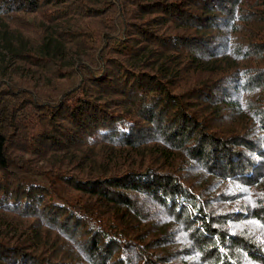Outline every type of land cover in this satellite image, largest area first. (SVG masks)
<instances>
[{
  "label": "trees",
  "instance_id": "1",
  "mask_svg": "<svg viewBox=\"0 0 264 264\" xmlns=\"http://www.w3.org/2000/svg\"><path fill=\"white\" fill-rule=\"evenodd\" d=\"M0 21L47 76L0 70V264H264V0H0Z\"/></svg>",
  "mask_w": 264,
  "mask_h": 264
},
{
  "label": "rangeland",
  "instance_id": "2",
  "mask_svg": "<svg viewBox=\"0 0 264 264\" xmlns=\"http://www.w3.org/2000/svg\"><path fill=\"white\" fill-rule=\"evenodd\" d=\"M12 41L13 38L10 34L7 32L4 34L3 30L0 29V70L5 71V79L11 77L12 75L31 76L37 83H45V80L47 79L45 74L41 71H35L28 68L13 57L11 53ZM44 48L45 49L43 51L45 53L61 56L65 60L76 62V64H79L80 62L89 63L82 53H77L70 48L62 46L53 38L48 39V43ZM9 234L15 239L27 241L33 240L31 232L29 230H24V228L22 229V227L11 230Z\"/></svg>",
  "mask_w": 264,
  "mask_h": 264
}]
</instances>
